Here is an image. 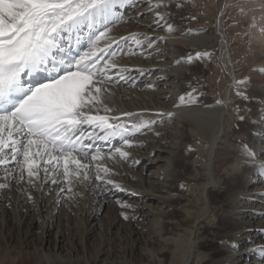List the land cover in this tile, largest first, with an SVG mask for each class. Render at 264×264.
I'll return each instance as SVG.
<instances>
[{"label": "snow or ice", "instance_id": "6c2138e0", "mask_svg": "<svg viewBox=\"0 0 264 264\" xmlns=\"http://www.w3.org/2000/svg\"><path fill=\"white\" fill-rule=\"evenodd\" d=\"M141 2L0 0V171L3 172L0 190L8 189L11 181L15 180L17 184L27 183L43 195V188L50 183L59 188L55 201L59 203V196L65 191L69 194L68 199L80 194L75 191L76 185L86 183L90 187L94 182L91 169L95 167V181L100 182L103 194L112 190L126 191L111 179L114 169L107 166L106 160L118 157L119 161H127L131 156L127 149L143 146L134 137L136 134L144 135L145 129L156 136L161 133L153 131L155 120L140 118L142 113L123 112L121 115L126 119L122 120L100 112L114 111L107 103V98L114 94L111 88L120 81L129 83L130 80V70L120 67L115 61L117 52L113 45L121 47L122 41H130L136 48L144 45L153 48L156 39H165H152L140 32H132L119 39L111 35L118 24L143 16L144 13L138 10ZM146 2V11L154 16L148 27L152 28V24L162 27L163 21L164 30L173 32L175 28L167 19L170 15L167 8L173 0ZM184 2L192 3L193 0ZM182 6L176 0V7ZM228 6L227 3L223 5L221 16ZM127 10H133L134 16L125 15ZM220 23L218 16L217 26ZM249 27H255V17ZM260 31L264 34V27ZM192 33V29L187 30V34ZM132 46L123 54H132ZM157 52L163 55L158 48ZM202 58L210 59L211 53H195V59ZM193 59L189 55L186 62L191 63ZM181 60H176L175 64L179 65ZM113 69H117L114 76L118 79L110 75ZM253 70L264 76V67ZM138 71L142 76L146 70ZM158 79L163 80L164 77ZM248 82V77L235 81L236 84ZM132 84L135 85L134 80ZM145 87L154 90L155 83H146ZM236 95L249 99L245 92L239 90ZM198 102L197 89L191 88V91L179 94L178 102L173 106H191ZM223 104L224 100H216V105ZM156 115L170 118L175 113L161 111ZM238 119L244 120L245 117L238 116ZM261 123L264 124V113ZM115 139L121 142L120 146L112 144ZM97 141L111 147L105 152L96 146ZM188 151H192L191 147ZM260 155H264V149L258 154L254 148L243 144L242 156L246 163L256 167ZM133 163L138 164L139 160ZM10 164L14 167L10 168ZM258 167L264 172V161H260ZM180 186L184 187L183 184ZM22 191L28 201L34 200L27 189ZM117 203L121 208L131 207L122 201ZM120 215L126 220L129 218L123 211Z\"/></svg>", "mask_w": 264, "mask_h": 264}, {"label": "bare ground", "instance_id": "6f19581e", "mask_svg": "<svg viewBox=\"0 0 264 264\" xmlns=\"http://www.w3.org/2000/svg\"><path fill=\"white\" fill-rule=\"evenodd\" d=\"M179 1L181 2V0ZM154 2L155 0H153ZM231 2V0H207L205 3L206 13L212 8L214 10L217 4L220 5L217 15L220 17L221 23L219 26H217V22L212 24L210 16L205 15L194 22L193 33L187 34V30L191 28H177L170 16L167 19L175 28L173 32L168 33L164 30L163 21L161 22L162 27L158 28L152 24V28H149L148 25L154 16L146 11L148 4L146 0H142L138 10L144 13L143 16L135 17L129 23L118 24L111 33L116 39L121 36H128L132 32L145 33L152 39L165 37L164 40L156 39L153 48H148L147 45L136 48L132 46L130 41L128 43L122 41L121 47L113 45V49L117 52L115 61L120 67L130 70V80L129 83L120 81L117 86L111 88L114 94L107 98V103L114 111L111 113L100 112L101 115H108L110 118L116 116L122 120L126 119L121 115L123 112L142 113L140 118L155 120L153 131L161 133L160 136H156L153 132L145 129L144 135L136 134L134 137L136 141L142 142L143 146L127 149L131 153L127 161H119L118 157L114 160H106L107 166L114 169L111 179L126 189V191L112 190L108 193L109 196H130L128 198L132 199L133 202H128V200L124 203L133 205L135 211L132 212V215L134 217L140 218L142 222L152 217L151 225L140 229L142 235H145L147 244L144 250L147 264H257L256 262L264 264V183L261 186L248 189L249 186L264 182V172L258 167L260 161H264V156L261 157L260 155L256 162L257 166L253 167L252 163L249 162V165L245 162L242 149L238 151L240 157L235 160L232 166L240 174L239 180L242 186L235 188L229 201L226 202L223 212L226 218L236 222L238 228L220 236L217 248L221 255L211 260L209 255L202 252L203 245L198 239L202 223L205 221L212 223L214 216L208 193L211 191L214 182L213 168L217 157L218 142L228 130L226 120L229 109L235 101L233 97V91L237 85L235 81L243 80L245 77L249 78L250 74L254 72L249 70L251 64L248 61L250 59L258 56L264 62V34L260 31L261 27H264V9L261 7H264V1H236V10L241 14L245 13L251 24H253V17H255V27H250L247 34L244 28L245 23L240 20H237L233 30L226 27L224 21L225 8L222 16L220 12L225 3L230 5ZM170 6L172 3L168 5V12ZM241 8L244 9L243 12L240 11ZM125 15L134 16V11L127 10ZM243 45H250L251 50L248 49L245 52L246 48H243ZM130 46H132V54L124 55L123 53L128 52ZM198 47H205L208 51L212 48H218L217 63L220 69L217 73L222 79L220 90L212 102L208 100L210 95L201 94L197 104L174 107L173 105L178 102V95L187 90L184 83L185 79L189 80L188 77L197 70L196 64L193 61L187 63L186 58L193 53L190 49H197ZM157 48L163 52V55L158 54ZM194 55L195 53L192 54V56ZM182 57L185 59L181 60ZM176 60H181V63L175 64ZM206 62H203L205 68L213 65L211 60H208L207 63L209 64ZM138 69L146 70L144 75L141 76ZM116 71L117 69H113L110 75L114 76ZM212 76H216V66H213ZM254 76L257 80L254 89L262 93L258 97L261 109L256 114L254 123V140L256 143L250 147L259 154L264 149V143L257 138V134L264 132V124L261 123V115L264 113V90L259 88L264 83V76L257 71L254 72ZM159 77H164V79L159 80ZM114 79L118 78L114 76ZM133 80L135 81L134 86ZM150 82L155 83L154 90L145 87L146 83ZM217 99L224 100L225 104L216 105ZM240 99L239 97L237 101ZM161 111L173 112L175 115L170 118L156 115L157 112ZM186 135L208 139V146L207 150L205 149L206 162L201 164L203 165L204 176V184L201 185L200 192L202 207L195 218L191 217L189 211L185 213L183 222H187L189 225H184L186 227H184V234H182L177 231L171 232L167 228L166 225L169 224L170 218L162 207L170 200L176 199L177 194L171 190V183L174 178L173 169L177 164L176 157L180 154L179 150L183 148L187 140ZM113 142H116V146L121 145L118 139L113 140ZM96 146L101 147L105 152L110 148V145L101 141H97ZM145 156L150 157L146 164L147 169H152L161 161L164 162L163 167L156 166L145 176L143 173H132L131 177L139 183L138 187H133L126 178H123L122 173H119L118 164L129 162V166L134 168L136 164L133 162L135 160L140 161ZM101 163H105V161H101ZM95 175L96 168L93 167L91 176L94 182L91 186L95 184ZM196 175L197 171H195ZM82 187L88 186L85 183L82 184ZM99 192L95 196L102 194ZM109 196L104 199L108 200ZM87 198L88 195L85 194L84 200ZM154 206H159V209L156 210ZM45 219L46 217H43V231H48L50 225ZM18 222L21 224V220ZM143 230L145 231L142 232ZM248 238H251V244L240 249L239 245L246 244ZM262 238L263 240H261ZM233 243L235 247H233ZM10 255L0 250V264H62L66 262L57 254L50 255L43 251L41 253L39 251L33 252L29 256L10 257ZM66 263L71 264L70 261ZM84 263L88 264L87 261Z\"/></svg>", "mask_w": 264, "mask_h": 264}, {"label": "rangeland", "instance_id": "374dc122", "mask_svg": "<svg viewBox=\"0 0 264 264\" xmlns=\"http://www.w3.org/2000/svg\"><path fill=\"white\" fill-rule=\"evenodd\" d=\"M206 1L193 0L194 4L193 2L185 3L184 0H181L183 6L180 8H177L176 1H173L172 6L169 7V13H171L169 16L173 24L177 28L192 29L194 22L205 15L210 16L212 24H215L220 5L217 4V9L216 5L214 10L212 8L206 13ZM231 1L230 5L225 8V25L228 29L233 30L237 20H240L245 23L244 28L247 34L251 23L246 18L245 13L241 14L236 10L237 0ZM261 7L264 9L263 6ZM192 16H195L196 19H191ZM243 48H246L245 52L248 49L251 50L250 45H243ZM217 49L212 48L209 51L205 47L190 49L193 53L207 51L211 53V58L195 59V55L193 56L197 70L188 77L189 80L185 79L184 83L187 90L184 93L191 91V88H196L198 97L201 94L210 95L208 100L211 102L215 100V95L219 92L222 81L217 73L220 69L217 63ZM205 59L207 62L211 60L213 65L205 68L203 63L206 62ZM248 63L251 64L249 70L252 71L264 67L263 60L258 56L250 59ZM213 66H216L215 77L212 76ZM254 72L250 76L247 74L249 76L247 84H237L233 91L235 101L229 109L226 120L228 130L218 142L216 149L217 157L213 168L214 182L211 191L208 193L214 216L212 223L206 221L202 223L198 234V239L203 245L202 252L209 255L211 260L221 255L217 248L220 236L238 228L236 222L226 218L223 212L226 202L229 201L235 188L242 186L239 180L240 174L232 166L235 160L240 157L238 151L243 148V144L251 146L256 143L254 140V123L255 116L261 109L258 97L262 92L254 89L257 82ZM259 88L264 90V83ZM237 90L245 92L249 99L245 100L240 97L241 99L237 101L239 98L236 95ZM238 116H244L245 119L240 120ZM186 137L187 140L183 148L179 150L180 154L176 157L177 164L173 169L174 178L171 183V190L177 194L176 199L170 200L162 207L170 218L169 224L166 225L167 228L171 232L177 231L182 234H184V227L189 225L187 222H183L185 213L189 211L191 217L195 218L202 207L200 192L201 185L204 184V176L203 165L201 164L206 162L205 153L208 146V139L199 136L189 137L186 135ZM257 138L264 143V132L257 134ZM116 142L112 144L115 145ZM189 147L192 151H188ZM263 156L261 155V157ZM149 158L148 156L141 158L134 168L129 166V162H120L118 164L119 173H122L123 178H126L130 185L138 187L139 183L131 177L132 173H143L145 176L154 167H163L164 162L161 161L152 169H147L146 164ZM10 166L12 165L10 164ZM195 171H197L196 176ZM2 176L3 172L0 171V177ZM0 182H3L2 179ZM263 183L249 186L248 189L261 186ZM181 184L184 185L183 188H181ZM107 187L110 188L111 186L108 185ZM57 188V185L49 183L43 188L42 195L40 191L33 189L27 183L17 184L13 180L8 189L0 190L1 252L11 254L10 257H19L43 251L50 255L57 254L62 260L70 261L71 264H85L86 261L88 264H147V258L144 254L147 244L145 235H142L140 229L150 226L152 217L142 222L138 217L132 218V212L135 211L133 205L130 208H121L117 201L124 199L122 202L129 200L128 202L132 203L133 200L128 198L130 196L105 195L101 192L100 182L95 181V184L86 188L82 187V184L76 185L75 191L80 194L72 199L67 198L69 194L66 191L61 193L59 203H56L59 192ZM23 189H27L33 195V201H28L26 194L22 191ZM98 191L102 194L95 196ZM85 194L88 195V198L84 200ZM106 196H109L108 200L104 199ZM154 207L156 210L159 209V206ZM122 211L129 217L127 220L120 215ZM43 217H46L45 220L50 225L48 231H43ZM19 220H21V224H19ZM250 242L251 238H248L246 244L239 245V248H244L245 245L251 244ZM66 262L62 264H67ZM256 263L260 264V262Z\"/></svg>", "mask_w": 264, "mask_h": 264}]
</instances>
